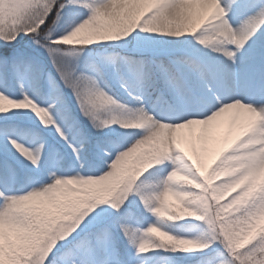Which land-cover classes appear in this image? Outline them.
<instances>
[{"label":"snow or ice","instance_id":"1","mask_svg":"<svg viewBox=\"0 0 264 264\" xmlns=\"http://www.w3.org/2000/svg\"><path fill=\"white\" fill-rule=\"evenodd\" d=\"M0 264H264V0H0Z\"/></svg>","mask_w":264,"mask_h":264},{"label":"bare ground","instance_id":"2","mask_svg":"<svg viewBox=\"0 0 264 264\" xmlns=\"http://www.w3.org/2000/svg\"><path fill=\"white\" fill-rule=\"evenodd\" d=\"M227 119V114H225L224 116L218 118L219 121H226Z\"/></svg>","mask_w":264,"mask_h":264},{"label":"rangeland","instance_id":"3","mask_svg":"<svg viewBox=\"0 0 264 264\" xmlns=\"http://www.w3.org/2000/svg\"><path fill=\"white\" fill-rule=\"evenodd\" d=\"M185 131V134H187V131L186 130H184Z\"/></svg>","mask_w":264,"mask_h":264}]
</instances>
